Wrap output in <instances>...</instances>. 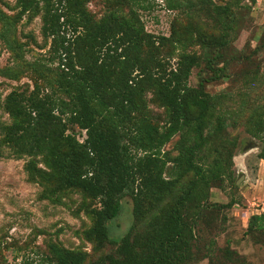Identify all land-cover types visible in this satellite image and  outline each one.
<instances>
[{"label":"trees","instance_id":"1","mask_svg":"<svg viewBox=\"0 0 264 264\" xmlns=\"http://www.w3.org/2000/svg\"><path fill=\"white\" fill-rule=\"evenodd\" d=\"M152 1L0 0V78L18 83L0 102V158L24 161L39 200L68 198L88 220L73 248L44 238L38 264H254L217 246L238 200L212 196L234 190L251 140L264 161V41L235 45L257 0H162L174 16L158 35L140 14ZM37 18L41 44L24 31ZM33 45L48 49L29 59ZM245 233L264 247V213Z\"/></svg>","mask_w":264,"mask_h":264},{"label":"rangeland","instance_id":"2","mask_svg":"<svg viewBox=\"0 0 264 264\" xmlns=\"http://www.w3.org/2000/svg\"><path fill=\"white\" fill-rule=\"evenodd\" d=\"M8 1L14 3L15 0ZM151 5V8L140 12L146 30L154 35L168 34L174 14L166 9L162 0H153ZM90 8L93 7L90 5ZM250 18L249 27L240 33L235 43L238 49H242L253 36L264 41V0H257L250 12ZM40 27L41 22L37 18L24 28V31H31L36 35L39 44L42 43ZM251 45L254 47L256 42L251 41ZM31 48L32 52L27 56L29 59L34 53H45L48 49H41L36 45ZM260 55L264 60V51ZM8 57V53L0 47V67L6 64ZM196 74L197 70H194L190 78L191 85L196 84ZM1 81L4 82L0 86V102L18 84L0 78ZM26 81L23 79L21 83ZM224 87L225 84H214L208 89L214 93ZM0 119L8 121L7 115L1 109ZM83 138L84 135L79 137L80 140ZM258 145L257 141L251 140L246 150L234 157L236 187L226 192L213 190L212 201L226 203L231 193L238 200L231 209L222 213L226 215L227 221L223 224L224 231H215L217 246H228L246 261L264 264V247L254 243L245 233L249 217L264 213V161L258 159ZM23 164V160L0 158V264H38L44 238L58 239L64 246L73 248L79 244L76 231L83 228V223L88 224L85 216L73 215L74 207L69 206L71 204L68 198L63 199L67 205H53L46 200H39V188L26 181ZM71 197L78 198L76 195ZM121 206L119 216L109 223L110 236L116 240L128 230L132 221L130 198L125 197ZM89 246L86 244L87 249ZM198 264L208 262L203 260Z\"/></svg>","mask_w":264,"mask_h":264}]
</instances>
